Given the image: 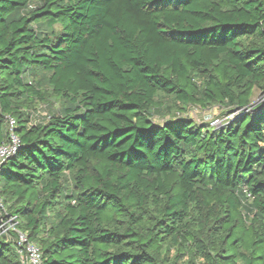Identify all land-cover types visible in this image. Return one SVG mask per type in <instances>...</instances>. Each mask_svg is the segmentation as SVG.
<instances>
[{
  "label": "trees",
  "instance_id": "16d2710c",
  "mask_svg": "<svg viewBox=\"0 0 264 264\" xmlns=\"http://www.w3.org/2000/svg\"><path fill=\"white\" fill-rule=\"evenodd\" d=\"M256 88L264 0H0L4 202L44 264H264V102L217 129L177 115ZM0 264H20L5 234Z\"/></svg>",
  "mask_w": 264,
  "mask_h": 264
},
{
  "label": "rangeland",
  "instance_id": "374dc122",
  "mask_svg": "<svg viewBox=\"0 0 264 264\" xmlns=\"http://www.w3.org/2000/svg\"><path fill=\"white\" fill-rule=\"evenodd\" d=\"M201 84V80L199 81ZM46 95L48 97L47 103L51 105H54L55 108L59 106V99L57 96H54L50 93L48 89L45 90ZM35 104L33 108L30 110L33 113V120L38 121L42 116H44L47 113L46 105L47 103L40 102L37 99H35ZM166 104V106L169 107L171 105L173 99L171 98H164L163 100ZM264 102V92H261L259 89H254L251 97H250V103L246 105L243 108H237V107H224L219 104H210L207 107L203 106H185L183 104H180L181 108L180 112L177 113L178 116L189 118L190 120L195 121L197 124L206 126L208 129H217L222 127L223 125L227 124L229 121L234 119L235 117H238L244 114L247 111H258L260 110L259 107L262 106V103ZM36 113H35V112ZM35 113V114H34ZM172 115H167L165 118H170ZM165 118H154V121L159 123L162 122ZM11 236H8L10 238Z\"/></svg>",
  "mask_w": 264,
  "mask_h": 264
},
{
  "label": "built area",
  "instance_id": "2783aa9c",
  "mask_svg": "<svg viewBox=\"0 0 264 264\" xmlns=\"http://www.w3.org/2000/svg\"><path fill=\"white\" fill-rule=\"evenodd\" d=\"M16 120L9 118L10 138L7 142L0 145V168L5 160L10 157L19 145L20 139L14 133ZM0 214L2 216L0 222V234L11 236L14 241L18 260L20 264H44L42 251L40 246L29 238L28 232L18 227L19 218L17 214L11 213L1 194L0 190ZM12 233L15 234L12 235Z\"/></svg>",
  "mask_w": 264,
  "mask_h": 264
}]
</instances>
